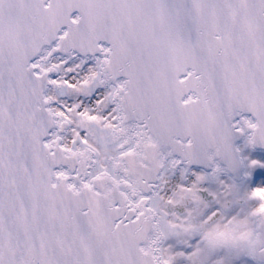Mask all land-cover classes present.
Segmentation results:
<instances>
[{
  "label": "snow or ice",
  "instance_id": "obj_1",
  "mask_svg": "<svg viewBox=\"0 0 264 264\" xmlns=\"http://www.w3.org/2000/svg\"><path fill=\"white\" fill-rule=\"evenodd\" d=\"M0 264H264V0H0Z\"/></svg>",
  "mask_w": 264,
  "mask_h": 264
}]
</instances>
